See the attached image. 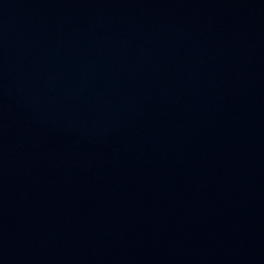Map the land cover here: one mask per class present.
Here are the masks:
<instances>
[{"label":"water","instance_id":"95a60500","mask_svg":"<svg viewBox=\"0 0 264 264\" xmlns=\"http://www.w3.org/2000/svg\"><path fill=\"white\" fill-rule=\"evenodd\" d=\"M0 264H264V0H0Z\"/></svg>","mask_w":264,"mask_h":264}]
</instances>
